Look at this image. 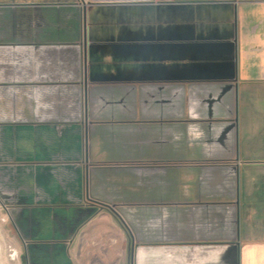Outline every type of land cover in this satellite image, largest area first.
<instances>
[{
  "label": "crops",
  "instance_id": "1",
  "mask_svg": "<svg viewBox=\"0 0 264 264\" xmlns=\"http://www.w3.org/2000/svg\"><path fill=\"white\" fill-rule=\"evenodd\" d=\"M0 206L25 264H264V0H0Z\"/></svg>",
  "mask_w": 264,
  "mask_h": 264
},
{
  "label": "rangeland",
  "instance_id": "2",
  "mask_svg": "<svg viewBox=\"0 0 264 264\" xmlns=\"http://www.w3.org/2000/svg\"><path fill=\"white\" fill-rule=\"evenodd\" d=\"M127 70H134V63L127 64ZM146 67L144 66L143 69ZM0 264H25L24 254L17 248L12 223L0 206Z\"/></svg>",
  "mask_w": 264,
  "mask_h": 264
}]
</instances>
